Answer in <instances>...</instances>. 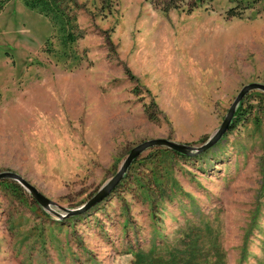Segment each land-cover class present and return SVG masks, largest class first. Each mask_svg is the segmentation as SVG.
Segmentation results:
<instances>
[{
    "label": "rangeland",
    "instance_id": "374dc122",
    "mask_svg": "<svg viewBox=\"0 0 264 264\" xmlns=\"http://www.w3.org/2000/svg\"><path fill=\"white\" fill-rule=\"evenodd\" d=\"M78 3L75 67L44 52V16L20 0L0 8V172L66 208L85 203L143 141L201 146L242 86L264 83V0ZM258 92L214 145L193 155L144 150L75 219L0 184V264H134L137 247L155 245L166 259L189 244L196 264H264Z\"/></svg>",
    "mask_w": 264,
    "mask_h": 264
},
{
    "label": "trees",
    "instance_id": "16d2710c",
    "mask_svg": "<svg viewBox=\"0 0 264 264\" xmlns=\"http://www.w3.org/2000/svg\"><path fill=\"white\" fill-rule=\"evenodd\" d=\"M10 0H0V8H2ZM25 7L34 10L44 16L50 23L51 34L44 43V52L53 57L57 62H72L75 66L80 64L83 56H79L75 49L76 42L83 37V31L77 23L76 10L79 7L78 0H20ZM99 1V0H94ZM102 3L106 0H100ZM200 1V0H199ZM234 3V6L242 5L244 8L248 5H253L260 0H229ZM97 6L96 4L94 5ZM234 9H229V14L234 16ZM260 95L264 94L258 92ZM245 97L240 101L236 108L233 121H240L246 118L248 109L245 105ZM234 123L232 122V125ZM164 149V148H163ZM166 150V149H165ZM179 154V153H177ZM181 155V154H179ZM125 176V175H124ZM0 184H3L5 189H9L18 199L22 198L26 193L16 181L11 179H2ZM46 213V212H44ZM47 214V213H46ZM77 216L70 218L75 219ZM79 217V216H78ZM132 248V247H131ZM140 247L135 248L134 264H196L193 259L199 250L194 245H187L182 251L166 250V259L159 257V252L156 246L150 247L147 253H143ZM137 249V250H136Z\"/></svg>",
    "mask_w": 264,
    "mask_h": 264
},
{
    "label": "water",
    "instance_id": "95a60500",
    "mask_svg": "<svg viewBox=\"0 0 264 264\" xmlns=\"http://www.w3.org/2000/svg\"><path fill=\"white\" fill-rule=\"evenodd\" d=\"M251 90H259L264 93V83L260 82H251L248 83L239 90L233 102L231 103L225 117L220 123L219 127L214 131L210 138L201 146L193 147L188 144L180 143L173 141L167 138H155L143 141L133 148L130 149L129 153L126 155L122 161L117 172L111 177L93 196H91L85 203L76 208H66L57 205V203L47 196H45L41 191H39L34 185L25 180L20 174L12 171H3L0 172V180L2 179H11L16 181L25 191H27L32 199L45 211H48L58 217H67L77 214H81L84 211L94 207L111 193L113 188L119 183V181L124 177L127 169L131 163L146 149L153 146H162L173 151H176L181 154L193 155L199 153L210 146L214 145L223 134L229 129L232 124L233 117L237 106L243 97ZM53 206H58L61 210L64 211V215L58 213L53 209Z\"/></svg>",
    "mask_w": 264,
    "mask_h": 264
}]
</instances>
